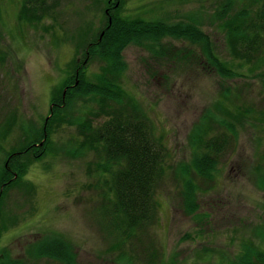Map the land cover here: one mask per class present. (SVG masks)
<instances>
[{
	"label": "rangeland",
	"instance_id": "1",
	"mask_svg": "<svg viewBox=\"0 0 264 264\" xmlns=\"http://www.w3.org/2000/svg\"><path fill=\"white\" fill-rule=\"evenodd\" d=\"M21 1L0 0V47L7 50L6 59L0 62V166H6L10 154L21 149L29 128L42 129L51 113L53 88L69 70L67 62L73 57L82 61L84 49L77 52L76 45L81 27L89 31L92 25L98 28L103 13L106 15L102 10L104 0H61L59 4V0L57 4L50 0L53 15L40 27L30 26L24 36L26 26L18 23ZM212 1L217 2L120 0L117 7L129 15L177 21ZM52 24L55 30L44 28ZM216 26L208 18L201 24L211 38H216L220 60L235 65L240 54H230L225 34ZM163 44L167 51L160 61L144 45L135 43L124 52L128 64L124 86L143 102L155 133L163 135L170 152L168 168L156 188L159 221L151 230L152 236H157L156 246L164 252L163 264H221V253L223 260L231 261L243 252L244 243L245 247L264 248V190L260 188L264 181V65L237 68L232 77L223 76L200 58L196 63L186 56L200 49L192 42L168 36L159 42ZM99 69V62L89 63L90 72ZM218 101L233 110L238 103L250 101L254 111L250 119L236 125L237 138L214 170V179L201 182L199 209L191 214L183 205V183L174 169L191 162L190 134ZM14 116L15 126L5 134L3 124ZM74 131L62 126L52 134V146L58 154L51 152L40 160L38 155L35 158L23 153L29 157V167L0 185V227L4 218L3 225L8 227L0 232V259L8 255L30 264H62L51 258L28 259L30 255L23 254L32 245L36 248L40 241L58 234L68 239L76 264H145L143 257L135 255L130 263L119 258L120 249H110V229L103 228L105 220L98 208V174L88 168L94 156L90 153L72 158L63 152L62 145ZM38 140L37 145L44 147L45 139ZM66 264H70L68 260Z\"/></svg>",
	"mask_w": 264,
	"mask_h": 264
},
{
	"label": "trees",
	"instance_id": "2",
	"mask_svg": "<svg viewBox=\"0 0 264 264\" xmlns=\"http://www.w3.org/2000/svg\"><path fill=\"white\" fill-rule=\"evenodd\" d=\"M106 8L104 6L102 10ZM53 10L50 0H22L18 21L26 26L23 27L24 36L30 26L40 27L46 17L53 15ZM110 12L111 23L103 13L101 25L98 28L93 25L89 27L93 32L91 35L96 34L92 39L91 35L87 36L90 32L88 27H81L77 34L81 39L76 45L77 52L84 49L82 61L73 57L70 63L67 62L69 70L53 88L49 117L44 119L41 130L29 128V133L23 137L21 149L15 151L17 154L10 160V167H1L0 185L29 167V157L23 153L35 158L38 155L40 160L48 153L58 154L52 146V134L62 126L71 127L75 131L62 145L63 152L72 158L90 153L94 156L88 168L90 172L98 174L95 183V188L101 192L98 208L105 220L103 228L110 229V249H120L119 258L128 262L138 255L143 257L145 264H163L164 252L156 246L157 236H152L151 230L159 221L156 188L168 168L170 152L163 135L155 133L143 102L124 86L128 66L124 50L133 43L145 42L152 44L149 48L155 55H163L167 46H160L159 42L174 36L199 45L200 56L193 52L196 53V62L200 58V61L209 63L223 76L232 77L237 68L257 69L264 65V0L212 1L177 21L170 17L163 19L161 16L147 18L140 14L129 15L115 7ZM207 18L225 34L230 54H240L235 65L220 60L216 38H211L212 35L201 28ZM53 27L52 24L44 28L55 30ZM5 49V46L0 47L1 63L7 57L4 55ZM94 60L99 62L100 69L90 72L89 63ZM251 104L250 101L240 102L233 110L225 102L218 101L193 128L190 134L193 148L191 162L181 163L174 169L175 175L182 179V201L189 213H196L199 209L197 200L198 192L202 189L201 182L208 183L214 179V170L237 138L239 127L236 125L251 118L254 111ZM14 119L15 116L5 124V134L15 126ZM39 137L45 139V149L37 145ZM260 186L264 190V181ZM4 221L5 218L1 223V233L8 229L3 225ZM261 234L264 235V232ZM62 237L58 234L50 236L40 241L36 248L33 245L27 248L23 254L37 261L51 258L62 264H66V260L76 264L68 239ZM221 255V264H264V248L261 245L245 247L244 243L243 252L231 261L223 260ZM0 264L30 262L6 255L1 257Z\"/></svg>",
	"mask_w": 264,
	"mask_h": 264
}]
</instances>
